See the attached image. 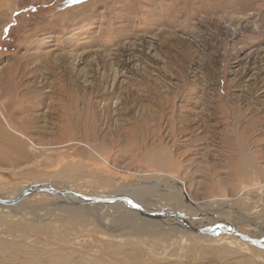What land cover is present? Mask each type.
Masks as SVG:
<instances>
[{"label":"rangeland","instance_id":"obj_1","mask_svg":"<svg viewBox=\"0 0 264 264\" xmlns=\"http://www.w3.org/2000/svg\"><path fill=\"white\" fill-rule=\"evenodd\" d=\"M42 183L140 189L264 246V0H0V198ZM56 197L0 206V264H264L233 235Z\"/></svg>","mask_w":264,"mask_h":264},{"label":"water","instance_id":"obj_2","mask_svg":"<svg viewBox=\"0 0 264 264\" xmlns=\"http://www.w3.org/2000/svg\"><path fill=\"white\" fill-rule=\"evenodd\" d=\"M35 193H48L51 195H56L59 197L71 196L76 201L83 203L84 205H112V204H120L124 206L126 209L136 212L138 215L145 219L162 221L167 219L168 217H173L177 221L181 223V225L186 228L188 231L199 234V235H209V236H218V235H233L252 246L257 248L264 249V246L261 242L249 237L248 235L234 229L233 227H224L223 225H216L212 227H206L203 229H197L190 226L187 223V219L177 212H162V213H151L141 210L137 205L130 202L129 199L123 195H113L107 196L105 198L102 197H89L76 192L68 191V190H58L56 188L51 187L49 184H34L29 185L22 189L16 196L8 199L0 198V206L2 207H11L17 203H19L25 197L35 194ZM185 198L188 199V196L185 195ZM189 200V199H188Z\"/></svg>","mask_w":264,"mask_h":264},{"label":"bare ground","instance_id":"obj_3","mask_svg":"<svg viewBox=\"0 0 264 264\" xmlns=\"http://www.w3.org/2000/svg\"><path fill=\"white\" fill-rule=\"evenodd\" d=\"M140 190V189H139ZM134 191V192H132V193H125V194H123V196H125V197H127L128 199H129V201L130 202H132V203H134L135 205H137L139 208H141V210H143V211H146V212H148V210L145 208V206H142V204H144L143 203V201L140 199V193H141V191ZM58 197V198H57ZM56 198V200H58V199H60V198H62V197H59V196H57ZM64 198H67L68 200H70V201H76L73 197H71V196H66V197H64ZM102 198H104V197H102ZM137 199H140V200H137ZM142 206V207H141ZM168 208H170V207H168ZM164 212H172V210H169V209H167L166 211H164ZM217 225H223V224H217ZM228 225V226H227ZM227 225H225L224 227H231L229 224H227ZM213 237H216V236H213Z\"/></svg>","mask_w":264,"mask_h":264}]
</instances>
